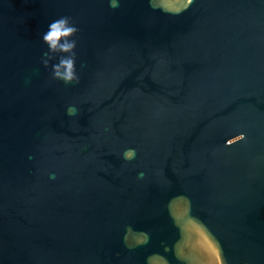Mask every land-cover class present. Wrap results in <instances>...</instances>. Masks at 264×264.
<instances>
[{"label":"water","instance_id":"water-1","mask_svg":"<svg viewBox=\"0 0 264 264\" xmlns=\"http://www.w3.org/2000/svg\"><path fill=\"white\" fill-rule=\"evenodd\" d=\"M0 264H264V0H0Z\"/></svg>","mask_w":264,"mask_h":264},{"label":"clouds","instance_id":"clouds-1","mask_svg":"<svg viewBox=\"0 0 264 264\" xmlns=\"http://www.w3.org/2000/svg\"><path fill=\"white\" fill-rule=\"evenodd\" d=\"M112 8H118L121 0H107ZM192 0H188V5ZM183 11V9H177ZM79 25L70 15H61L49 21L46 30L41 34L42 42L46 46L41 55V63L50 71L53 80L63 81L65 84L79 82L80 64H78L77 48H78ZM26 83H31V76L26 77ZM78 112L75 104L67 107L69 116H74ZM135 148H126L123 156L126 160H132L136 157ZM144 176L143 172L138 174ZM55 174H53V178ZM150 239V235L147 237ZM147 239L144 241L147 243Z\"/></svg>","mask_w":264,"mask_h":264}]
</instances>
